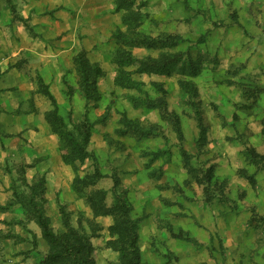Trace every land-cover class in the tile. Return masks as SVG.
<instances>
[{"label":"rangeland","instance_id":"obj_1","mask_svg":"<svg viewBox=\"0 0 264 264\" xmlns=\"http://www.w3.org/2000/svg\"><path fill=\"white\" fill-rule=\"evenodd\" d=\"M9 116L29 156L5 166L0 264L49 253L32 204L71 245L88 236L94 264H122L120 201L138 264H264V0H0Z\"/></svg>","mask_w":264,"mask_h":264},{"label":"trees","instance_id":"obj_2","mask_svg":"<svg viewBox=\"0 0 264 264\" xmlns=\"http://www.w3.org/2000/svg\"><path fill=\"white\" fill-rule=\"evenodd\" d=\"M80 57L81 59L80 61H78V63L80 65V68L82 69L84 81L86 80L88 82L89 78L87 75L88 71L86 62L84 60V54H81ZM53 102L55 101L53 100ZM154 106L155 108H160L162 119H166L169 116L165 102L160 101V103L157 105L159 107H156V105ZM153 107L151 108L153 109ZM56 113L57 108L53 113L49 115L50 122L51 120L52 122L60 120L64 123L63 119L61 117H58ZM198 121L201 126V130L203 131L204 129L202 127L201 116L199 117ZM67 135L69 136L68 141L70 143V146H72L73 150L81 155L82 158L91 156V154L86 149V144L88 142L87 135L83 136L82 141H79L77 138H75L71 132L67 133ZM250 152L253 156H256V153L252 149H250ZM65 159L67 160L68 158L65 157ZM117 184L118 180L116 179L115 186H117ZM23 206H25V204H23ZM0 209L4 208L0 205ZM128 209L129 208L125 206L123 201H120L118 203V206L116 208L118 215L115 229H117V227L120 228L122 236L124 238V243H126L125 247L121 251L122 264H138L140 261V254L137 245L138 233L136 231L135 222L129 216ZM31 211L33 214V220L40 227L43 237L50 244L49 253L45 257H43L38 264H59L64 260H70V264H94V260L92 258V248L90 247L88 236H85V238L83 237L84 243L79 240L78 244L71 245L68 236H60L54 232L53 228L51 227L49 217L45 215L41 207H39L37 204H32ZM61 211V213L64 215L65 222L69 225L70 222L64 209L61 208Z\"/></svg>","mask_w":264,"mask_h":264},{"label":"crops","instance_id":"obj_3","mask_svg":"<svg viewBox=\"0 0 264 264\" xmlns=\"http://www.w3.org/2000/svg\"><path fill=\"white\" fill-rule=\"evenodd\" d=\"M28 6H30V7L24 8L21 16L26 17L27 16L26 14L31 13L32 10L35 9L34 5H28ZM40 11L41 10L38 9V13ZM17 28H19V25H17ZM24 40H25V38H24ZM20 49L21 48H19L18 52H20ZM31 52L34 53L33 50L30 51V54H32ZM37 58H38V60L41 61L40 57H37ZM11 76L12 75H10V77ZM7 78H8V76L5 75V77H4L5 82H7L9 80V78L8 79ZM3 84H5V83H3ZM17 105H18L17 103L12 102L11 107L16 108ZM6 116H8V115L3 114L1 119L5 118ZM9 117H10V122L7 119L9 124H7L6 127L2 126L0 124V203H3L7 199V194H5L2 191L6 190V188H9V186H10L9 177L6 176V169H5L6 163H9L11 161V159H15L17 156L23 154L22 152L18 151V149L20 147L25 148L26 157L29 156V153L26 152V148H27V146L29 147V144H27V146H24L26 141L23 140V138L19 137L16 134V128L12 125V124H14V122L18 124V117L17 116H15V117L9 116ZM19 118H24L25 120H27L31 124L33 123L32 121L34 120L33 115L29 114V113H24V114H22L21 117L19 116ZM10 126H12L13 128H11ZM25 128H27V127H25ZM17 129H18V131L22 130V128H20V126ZM4 132H6L5 134H9V135L8 136H2V133H4ZM14 133L16 135H14ZM10 134H12V135H10ZM47 166L48 165H43L42 170H45L47 168ZM22 264H25V263L23 262Z\"/></svg>","mask_w":264,"mask_h":264}]
</instances>
